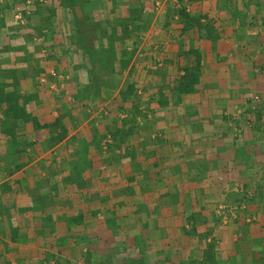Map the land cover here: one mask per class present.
Wrapping results in <instances>:
<instances>
[{"label": "crops", "instance_id": "crops-1", "mask_svg": "<svg viewBox=\"0 0 264 264\" xmlns=\"http://www.w3.org/2000/svg\"><path fill=\"white\" fill-rule=\"evenodd\" d=\"M32 3L0 0V264H264V0Z\"/></svg>", "mask_w": 264, "mask_h": 264}, {"label": "trees", "instance_id": "trees-1", "mask_svg": "<svg viewBox=\"0 0 264 264\" xmlns=\"http://www.w3.org/2000/svg\"><path fill=\"white\" fill-rule=\"evenodd\" d=\"M71 2H75L78 4V2H81L82 0H69ZM177 12L179 13V15H182L184 17H187L189 16L188 15V12H186L183 8H178L177 9ZM141 13H142V9H137V8H130L129 9V18L125 19L124 21H128V22H122L121 24L124 26V28L127 29L128 27V23L131 24V30L130 32H137L136 33V38L134 39L133 41V45H132V49L131 51H126L125 49H122L121 50V53H120V57L114 52H111L110 50L111 49V44L107 45V49L101 51L100 55L97 56L96 59H94L93 56H91V52L89 53V60L92 64H94L95 61H99L100 65H101V70L100 71H89V79L90 81H94L95 79H100L104 74H108L110 73L111 70H114L116 67L119 69V68H123L131 59L132 57V54H133V48H134V43H136L138 40H139V35L141 33L142 30H145L147 25H148V22L151 20V17H152V14L149 13L148 15L145 13V15L147 17H138V18H134L136 15L140 14L141 16ZM78 19V18H76ZM138 19V20H141L142 19V22L143 24H135V20ZM76 21V20H75ZM128 32V33H130ZM87 43H88V38H85L84 41L82 40L81 44H83V46H86V48H88L89 46H87ZM106 52H109L110 55H107ZM103 69V70H102ZM106 69V70H105ZM186 82L184 83L183 81V86H180L179 89L180 91L182 92H187V91H191L192 90V83L194 82L195 80V75L193 73V71L191 69H185V73H184V77H183ZM100 81L105 84L104 82V79H100ZM133 91V84L132 83H129L127 85V88L126 90H123L121 92V94L123 95V97L126 96V93L129 92V91ZM55 124L59 127H64L61 123V120H60V117H56L55 119ZM59 137V136H58ZM56 137H53V141H56Z\"/></svg>", "mask_w": 264, "mask_h": 264}, {"label": "rangeland", "instance_id": "rangeland-1", "mask_svg": "<svg viewBox=\"0 0 264 264\" xmlns=\"http://www.w3.org/2000/svg\"><path fill=\"white\" fill-rule=\"evenodd\" d=\"M24 1L25 0H23V5H24ZM38 1H44V0H38ZM159 1V0H158ZM161 1L162 0H160V2H158L159 4L161 3ZM175 3H177V1L178 0H173ZM32 2H34V0H32L31 1V4L29 5V11L32 9V7L31 6H33V3ZM158 3H156V0H155V3H154V5H153V10H155L156 11V9H157V6H158ZM75 4H77V3H75ZM78 4H80V2H78ZM36 6V5H35ZM80 5H77V7H78V10H79V13L77 12V10H75V14L78 16V17H80L81 15H80V11H82V12H84L85 11V8H82V7H79ZM37 7V6H36ZM89 8V10L92 12L93 11V8L91 7V6H88ZM47 8H45V6H43V5H41V4H39V6H38V9L36 10V13L39 15V14H41V13H46L47 12V10H46ZM87 9V10H88ZM178 9V8H177ZM176 9V10H177ZM128 11H129V9H128ZM146 12V14L148 15L149 13H151L152 14V17H153V12L152 11H145ZM129 17V16H128ZM138 17H147L146 15H145V13H143V11H142V13H141V16H140V14H138V15H136L134 18H138ZM151 17V18H152ZM138 19H136L135 20V24H140V23H138V22H136ZM141 21H142V19H141ZM118 25V27H119V32L120 33H122L121 34V36H122V44L123 43H125V41H127V42H129V40H130V38L128 37L127 39H126V37L127 36H129V33L128 32H130V30L129 29H125L124 28V26L122 25V24H120V23H118L117 24ZM98 26H100V25H93L92 24V28L93 29H97V28H99ZM101 27V26H100ZM116 27L117 26H114V28H111V30L114 32L115 31V29H116ZM104 28V27H103ZM130 28H131V25H130ZM105 30H106V27L104 28ZM109 30V28H107V31ZM89 33V32H88ZM87 33V34H88ZM137 43V42H136ZM136 43H134V45L136 44ZM107 45H109V44H107ZM87 46H89L88 48L90 49V52H91V56H93L94 57V59H96L97 58V56H98V53H96V52H93L92 51V49H91V47H90V43H87ZM113 45H111V47H112ZM131 49H132V47L129 49L130 51H131ZM119 51H118V53H117V55L120 57V53H121V49H118ZM135 50H136V45L134 46V48H133V53H135ZM111 52H115V50L114 49H112V50H110ZM106 54L107 55H110L109 54V52H106ZM89 59V58H88ZM89 76H90V74H89ZM101 79V78H100ZM100 79H95L94 81H93V85H96V87H97V89L96 90H93V88L91 87L90 89H87V88H85V89H82L81 90V92H80V96L81 97H87L91 92H94V91H97V90H99V88H101L102 87V85L104 86V84L100 81ZM111 81H113V80H111ZM126 80H124V86L126 85ZM105 83V82H104ZM240 206L241 207H244V204L241 202L240 203ZM235 212V209H233V207H230V209L229 210H222V211H220L221 212V217L223 218V221H228V219H229V217L230 216H232L233 215V213Z\"/></svg>", "mask_w": 264, "mask_h": 264}, {"label": "built area", "instance_id": "built-area-1", "mask_svg": "<svg viewBox=\"0 0 264 264\" xmlns=\"http://www.w3.org/2000/svg\"><path fill=\"white\" fill-rule=\"evenodd\" d=\"M32 0H25L24 1V11L25 12H29V5L31 4ZM18 17H21V15H19Z\"/></svg>", "mask_w": 264, "mask_h": 264}]
</instances>
